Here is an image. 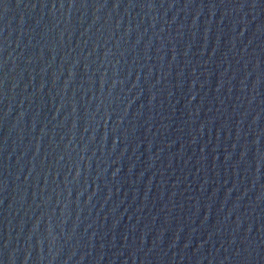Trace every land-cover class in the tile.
Listing matches in <instances>:
<instances>
[{"label":"water","instance_id":"water-1","mask_svg":"<svg viewBox=\"0 0 264 264\" xmlns=\"http://www.w3.org/2000/svg\"><path fill=\"white\" fill-rule=\"evenodd\" d=\"M0 264H264V0H0Z\"/></svg>","mask_w":264,"mask_h":264}]
</instances>
